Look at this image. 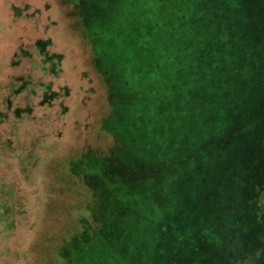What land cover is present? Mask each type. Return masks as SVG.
Listing matches in <instances>:
<instances>
[{
    "label": "rangeland",
    "instance_id": "374dc122",
    "mask_svg": "<svg viewBox=\"0 0 264 264\" xmlns=\"http://www.w3.org/2000/svg\"><path fill=\"white\" fill-rule=\"evenodd\" d=\"M70 160L172 222L145 264H264V0H0V264H47Z\"/></svg>",
    "mask_w": 264,
    "mask_h": 264
},
{
    "label": "trees",
    "instance_id": "16d2710c",
    "mask_svg": "<svg viewBox=\"0 0 264 264\" xmlns=\"http://www.w3.org/2000/svg\"><path fill=\"white\" fill-rule=\"evenodd\" d=\"M164 160L166 161L159 163L162 175L161 182L155 183L158 188L169 183L172 180L169 175H178L182 170V165L185 164V161L182 163L177 158H172L169 162L167 158ZM72 161L67 162L69 166L61 164V172L54 174L58 192L70 194L72 199L71 202L64 203L65 205L61 207L59 212H64L66 223L60 234L52 239L53 246L50 253L43 256L42 259L47 264H141V262L145 264L143 260H147V256L154 251L158 236L162 233L159 230L161 229L163 233L167 232L169 236L174 233L175 228L172 222L168 223L166 229L161 228V224L157 220L160 215L158 209H155L154 212L143 210V201H146L148 196L145 192L139 193L141 187H137V191L133 184L130 186L123 179L112 177L111 170H106L108 167L103 161L99 166H95V171L85 170L80 175L87 177L91 175L90 188H83L81 183H76V177L71 172V170L75 172L73 165H76ZM248 167L249 164L245 169ZM144 168L143 173L141 170L140 172L145 183L142 184L147 188L150 182H147L148 173H145L147 169L145 166ZM63 169L68 171V175L62 173ZM252 170H254L253 167ZM62 174L64 175L62 176ZM114 178L116 180H113ZM50 203H54L52 198ZM138 205L140 212L137 209ZM76 210L85 211L89 215L86 216V220L90 222L82 221L83 217L78 222ZM61 215L63 214L59 216L62 217ZM260 215L259 211L258 218L256 217L257 221L260 220ZM137 216L140 218L131 219ZM144 216L148 220L141 223L139 230H133V223L130 220L134 222ZM262 218L261 221L264 222V217ZM235 221L232 219L233 223ZM129 234L131 235L129 236ZM249 236L252 237L251 243L260 255L261 244H264L260 239L264 237V233L257 230ZM253 238H257V242ZM44 241L45 238L42 242L44 243ZM227 241H230L232 247L235 248L234 238L228 237L225 242ZM237 241V247H242L239 246L241 240ZM223 251V254L219 255V260H214L212 264H219V262L229 264V260L233 261L232 264H239L237 261L240 259L235 261V255L232 254L233 259L230 258L231 250L223 249ZM181 260L184 261V259Z\"/></svg>",
    "mask_w": 264,
    "mask_h": 264
}]
</instances>
